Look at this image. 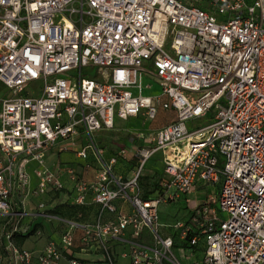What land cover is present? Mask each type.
Masks as SVG:
<instances>
[{
  "label": "built area",
  "instance_id": "obj_1",
  "mask_svg": "<svg viewBox=\"0 0 264 264\" xmlns=\"http://www.w3.org/2000/svg\"><path fill=\"white\" fill-rule=\"evenodd\" d=\"M88 67L97 76L82 77ZM144 73L159 95L142 94ZM0 82V264H118V244L129 264H264V0H0ZM159 108L175 119L105 157L97 133ZM212 110L209 124H188ZM52 151L95 163L94 178L50 168ZM156 153L163 173L145 198L141 172ZM127 158L129 178L115 171ZM220 180L216 203L160 221L162 203ZM54 199L96 213L61 218ZM45 221L64 228L39 249L17 244L31 230L42 237ZM176 239L187 244L178 254Z\"/></svg>",
  "mask_w": 264,
  "mask_h": 264
},
{
  "label": "rangeland",
  "instance_id": "obj_2",
  "mask_svg": "<svg viewBox=\"0 0 264 264\" xmlns=\"http://www.w3.org/2000/svg\"><path fill=\"white\" fill-rule=\"evenodd\" d=\"M199 6V4H197ZM144 69L150 72L154 71V68L152 65L148 63H144L143 65ZM71 77H78V72H71L69 74ZM89 76H97V71L95 69H92V67L83 68L82 70V77H89ZM142 85L143 95H150V96H157L161 93V87L158 84V82L151 77V75L144 73V76L142 78ZM150 85V87H148ZM38 84L36 82H31L29 86L27 87V91L33 90ZM3 87V86H2ZM4 89V87H3ZM138 90H134V93L136 94ZM188 98L194 102L196 97L198 96L197 93H191L187 91H183ZM215 111L212 110L207 116L194 119L193 121L189 122L188 124L193 125V127H202L211 122V118L214 115ZM172 114L169 110H164L162 108L158 109L157 116L154 120H144L142 116L139 117H130L127 120H123L118 118L117 116L114 119L115 127L114 129H110L107 131H102L100 134L102 135V139L105 143L109 144L112 141L116 144L123 143L128 140L131 134L128 133H148L153 132L154 129L162 126L164 123H166L170 119V115ZM97 138V134L95 136V139ZM161 158L160 153H156L154 157L147 160L146 165L142 169V176L140 178V181H142V178L144 176H149L154 180L157 177L156 173H159V166L157 164L160 162L159 159ZM131 166L123 164V166L120 169V172H126L130 171ZM222 180H220L218 183L214 184H208L205 186H201L198 189L192 190L186 194H182L179 198L167 202L162 203L159 207L161 215L168 219L170 222H174L175 219L182 218L185 214L191 211L192 207L198 204L203 203H216L218 194L217 191L221 187ZM58 203V201H56ZM55 202L52 204L53 206L56 204ZM69 204L66 202L64 205ZM51 205L50 209L53 207ZM64 212H66L67 216H63L66 219H75V215L68 214V209L65 207ZM80 212H83V217L80 218V220H91L93 217V214L95 210L92 209H86L81 210ZM42 218H39L37 222H39ZM167 222V221H165ZM49 227L41 226L43 236L41 237H35V236H29L24 243L22 244L27 249H37L40 248L44 243L46 238L48 237L49 231L54 234H59L63 228L64 225L61 222L58 221H51L49 222ZM174 251L178 254L180 251H183V248L179 246H174ZM61 264H66L65 261H62Z\"/></svg>",
  "mask_w": 264,
  "mask_h": 264
},
{
  "label": "crops",
  "instance_id": "obj_3",
  "mask_svg": "<svg viewBox=\"0 0 264 264\" xmlns=\"http://www.w3.org/2000/svg\"><path fill=\"white\" fill-rule=\"evenodd\" d=\"M2 86L4 87V85L0 82V98L2 96H4V95L7 94V89L5 87L3 89ZM171 112H172V114L170 115V119L166 123H164L162 126L154 129V131H156V130L162 128V127H164L165 125H167L168 123L172 122L175 119V112L174 111H171ZM114 127H115V123H114ZM128 134H131L130 137L128 138V140L125 141V142H123V143H120V145L119 144H116L113 141L111 143H109V144L105 143L103 141V139L101 138L102 135L100 134V132L97 133L96 141H97V143L99 145H101V146H103L105 148V157L106 158H110L111 156L115 155L119 149H121L123 147L131 148V147H133V145H136V146H142V145H144L143 142H141V141H139V140H137L135 138L136 134H138V133H128ZM133 138H135V139H133ZM159 161L160 162L157 164V166H159L160 169H159V173H156L157 174V177L154 179L155 180L154 181L155 183L158 181L159 176L163 173V164H162L161 158L159 159ZM57 162L62 163V165H64V166L74 167L79 172V174L82 175L83 177H85L86 179H93L94 176H95V172H96L97 165L95 163H92V165L90 167L86 168V166H84V162L82 160L78 159L71 152H60L59 153L57 151H52V153L49 154L48 157H47V159H46V164L48 166H50V168H51ZM124 163H125V165L131 166V170L122 173V172H120V169H121V167L123 166ZM136 165H137V161L135 160V158H132V159L131 158L119 159L118 162H117V164H116V166H115V171L118 172V174H121L123 177L129 178V177H131V175L133 173V170L135 169ZM35 166H36V164L34 162H31L28 165V167H27V172L29 173L30 179H31V183H30V188L31 189H33L36 186V184H37V176L34 173ZM67 184L69 185V182L68 181H67ZM141 189H142V185H141ZM142 192H143V189H142ZM54 202L56 203V199H54L53 201H51L49 203L50 204V207H51V205ZM58 203H60V202H58ZM93 209H96V207H93ZM94 214H95V212H94ZM94 214H93V216H94ZM159 215H160V221L162 223H165V224H171L172 223L168 219L166 220V218H164L161 215L160 210H159ZM165 221H167V222H165ZM49 224H50L49 222H46L45 221L43 223V226L49 227ZM164 232L166 234H169V233H172L174 231L172 229H165ZM51 234H54V233H51L49 231V234L48 235H51ZM203 244L204 243L202 242V245ZM20 246L25 247L22 244ZM178 246L180 247L181 244H178ZM126 248H127V245H119V244L114 247L115 254H116V259H117L118 264H129V258L128 257H123L121 255V253L124 250H127ZM37 249H39V248H37ZM202 249L203 248L201 246L197 248V254L196 255L198 257H201L202 256ZM82 257L84 259H88V260H95V259H100L101 258V255L99 253L98 254H88V255H82Z\"/></svg>",
  "mask_w": 264,
  "mask_h": 264
},
{
  "label": "trees",
  "instance_id": "obj_4",
  "mask_svg": "<svg viewBox=\"0 0 264 264\" xmlns=\"http://www.w3.org/2000/svg\"><path fill=\"white\" fill-rule=\"evenodd\" d=\"M155 180H152L151 177L149 176H144L142 178L141 181V185H142V189H143V197L147 198L149 196H151L155 190L158 189V183L154 182ZM200 188V187H199ZM218 193V191H217ZM60 197V192H58L55 195V198L58 199ZM65 203H56L51 209H49V212H51L52 214L64 218L63 216H67L66 212H64V208L67 207L68 209V214L71 215H75L74 218L75 220H80L81 217H83V212H80L81 210H88V209H92L94 206H80V205H74V204H67L64 205ZM95 213H96V209ZM82 221V220H81ZM83 221H87V220H83ZM33 232V230L29 231L26 235L24 236H17L16 240H17V244L21 245L23 244V242L29 237V235H31ZM189 239V237H188ZM178 244H181L183 246H186V242H179L178 239L175 240V246H178Z\"/></svg>",
  "mask_w": 264,
  "mask_h": 264
}]
</instances>
